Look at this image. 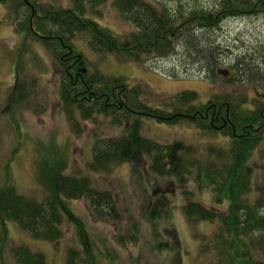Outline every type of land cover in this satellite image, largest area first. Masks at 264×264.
Here are the masks:
<instances>
[{"label":"rangeland","instance_id":"374dc122","mask_svg":"<svg viewBox=\"0 0 264 264\" xmlns=\"http://www.w3.org/2000/svg\"><path fill=\"white\" fill-rule=\"evenodd\" d=\"M74 1L38 0L41 6L55 9L71 8ZM140 1L150 8L165 7L170 14L181 15L194 9L213 12L220 9L223 0ZM235 1L256 7L248 11L242 9L241 15L219 19L211 28L195 24L191 31L193 36L175 39L173 51L166 57L153 53L132 62L118 54L91 52L84 46L90 59L88 64L104 75L137 85L141 97L153 107H164L184 91L196 93V104L224 94L264 102V6L259 7L258 0ZM83 2L88 7L87 16L102 26L118 34L135 31L134 24L120 14L116 0H100L93 6L89 1ZM244 4L242 6H246ZM14 8V0L0 1V188L10 183L22 196L41 200L46 195L42 161L64 162L68 174L87 175L92 187L114 196L119 219L99 217L86 198L70 204L85 222L98 264H224L213 240L220 225L184 218L181 209L186 195L177 178L168 180L149 175L144 155L112 165L108 172H91L87 168L93 160L97 141L121 136L126 121L114 125L105 116H97L93 122L82 121L74 111L80 125L79 133H74L68 111L59 100L57 63L41 43L24 40L25 35L14 32L17 26ZM21 12L29 11L21 9L18 14ZM78 39L85 44L86 36ZM23 42L32 44L24 55ZM199 50L208 53L206 61L196 58ZM16 80L24 82L26 97L23 100L14 94ZM140 122V133L147 139L165 146L181 141L193 148L194 153L187 157L190 162L197 157L204 160L211 147L227 150L230 145L225 137L202 134L187 120L175 124L152 119ZM252 155V165L261 167L259 178L264 177V141ZM188 181L186 189L192 194H189L190 199L215 211L211 189L199 191L191 178ZM154 197L163 198L165 208L159 220L151 221L146 213ZM224 207L219 206L222 210ZM61 228L62 239L49 243L33 239L14 223H8L10 247L24 245L43 253L47 264H66L67 251L76 248L78 240L73 224L63 221ZM163 243H167V250L158 248L157 245ZM204 247L209 248L206 253L202 250ZM258 251L255 258L264 264V253ZM12 259L9 254L7 260L15 264Z\"/></svg>","mask_w":264,"mask_h":264},{"label":"trees","instance_id":"16d2710c","mask_svg":"<svg viewBox=\"0 0 264 264\" xmlns=\"http://www.w3.org/2000/svg\"><path fill=\"white\" fill-rule=\"evenodd\" d=\"M88 1L93 6L100 0ZM257 3L259 7L264 6V0ZM14 4L17 16L14 32L25 35L24 40L41 43L57 63L59 100L68 111L74 133L80 130L74 111L82 121L93 122L97 116L109 117L114 125L126 121L121 136L97 141L93 160L87 168L91 172H108L112 165L144 155L149 175L180 181L186 195L181 209L186 220L220 225L213 240L224 264H260L262 261L255 257L259 249L264 253V177L258 175L261 167L252 165V154L264 141V102L224 94L196 104V93L184 91L164 107H153L141 97L137 85L131 86L123 78L107 76L90 67L85 53L89 49L102 55L118 54L132 62L153 53L166 57L173 51L175 39L193 36L191 31L195 24L211 28L219 19L241 15L242 9L248 11L256 6L223 0L220 9L213 12L194 9L176 15L165 7L150 8L140 0H116L120 14L135 26V31L118 34L88 17V7L83 0H75L71 8L57 9L41 6L38 0H14ZM21 9L29 12L18 14ZM83 35L86 36L84 45L78 39ZM22 46L24 55L32 44L23 42ZM195 54L200 62L209 56L202 50ZM16 76L18 80L17 73ZM17 80L14 94L23 100L26 97L24 82ZM143 119L164 124L187 120L202 134L225 137L230 145L227 150L211 147L204 160L197 157L190 162L187 157L194 149L183 142L174 141L165 146L143 137L140 133ZM41 170L46 192L41 200L22 196L10 183L0 188V264H10L9 254L15 264H47L41 252L24 245L10 247L8 223H14L33 239L57 243L63 236V221L73 224L78 240L76 248L68 249L66 264H98L85 222L70 204L86 198L99 217L119 219L114 196L92 187L87 175L68 174L64 162L44 159ZM188 178L199 191L211 189L215 211L190 199L189 194H192L186 189ZM223 205L224 210L219 208ZM164 208L163 198L154 197L146 217L151 221L159 220ZM157 246L160 250L168 247L167 243ZM206 249L209 250L204 247L203 252L206 253Z\"/></svg>","mask_w":264,"mask_h":264},{"label":"water","instance_id":"95a60500","mask_svg":"<svg viewBox=\"0 0 264 264\" xmlns=\"http://www.w3.org/2000/svg\"><path fill=\"white\" fill-rule=\"evenodd\" d=\"M226 74V73H225Z\"/></svg>","mask_w":264,"mask_h":264}]
</instances>
